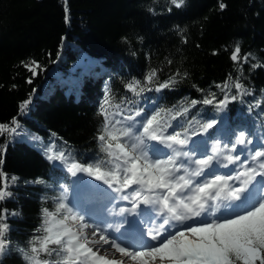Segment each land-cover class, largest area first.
<instances>
[{"label": "trees", "instance_id": "1", "mask_svg": "<svg viewBox=\"0 0 264 264\" xmlns=\"http://www.w3.org/2000/svg\"><path fill=\"white\" fill-rule=\"evenodd\" d=\"M237 45L240 57L250 54L247 62L231 59ZM83 54L97 65L79 64ZM31 61L39 65L35 75L24 66ZM102 67L108 73L101 75ZM151 69L157 83L177 72L179 82L133 97L125 83ZM237 79L250 94L222 111L197 104L172 123L215 119L207 140L235 142L240 131L256 143L264 140V0H185L180 8L171 0H0V123L14 117L19 123L17 133L0 135L2 170L17 177L8 189L12 196L0 202L18 213L6 221L12 247L35 234L42 207L51 211L53 197L67 196L74 180L57 163L94 164L104 157L94 137L108 89L115 102L127 97L150 113L187 107L212 93L217 100L236 95ZM26 99L31 104L21 114ZM196 130L193 121L189 134ZM51 147L65 153L66 163L47 159ZM37 178L45 183H33ZM0 264L24 262L12 251Z\"/></svg>", "mask_w": 264, "mask_h": 264}, {"label": "snow or ice", "instance_id": "2", "mask_svg": "<svg viewBox=\"0 0 264 264\" xmlns=\"http://www.w3.org/2000/svg\"><path fill=\"white\" fill-rule=\"evenodd\" d=\"M184 2L171 0L176 8ZM219 7L224 9L226 5L221 2ZM240 51L237 45L231 59L247 62L250 54L240 57ZM24 66L33 75L39 67L35 61ZM179 76L177 72L157 83V70L151 69L143 79L133 77L124 87L133 97H139L152 91L153 85L156 92L173 87ZM233 86L236 95L225 93L223 99L217 100L212 93L202 100H191L187 107H158L150 113L127 97L115 102L108 89L99 104L102 120L94 137L104 157L94 164L73 161L68 165L73 176L86 173L106 184L119 199L130 201L132 207L120 208V215L155 212L160 221L157 228L144 231L139 227L142 222L132 220L121 233V237L155 243H141L137 247L121 237L113 238L96 222L89 223L87 208L78 202L70 205L66 194H62L53 197V210L41 208V223L23 246L12 247L6 222L8 216L18 213L0 208V261L15 251L24 264H264V196L253 203L250 193L257 177L264 178V145L250 150L248 158L241 160L239 154H233L237 145L247 147L252 140L240 131L231 147L225 144L221 148L217 142L209 154L199 148L201 141H191V136L208 133L217 120L201 123L193 117L198 130L191 135L193 121L187 122L189 127L172 123L186 118L190 108L197 104L213 105L222 111L231 101L250 94L238 79ZM30 104V99L20 103V113H25ZM18 128L14 117L10 124L0 123V135L15 134ZM190 141L193 147L185 150ZM160 146L170 152H164ZM48 152V160L66 163L63 151L51 147ZM2 165L0 159V202L12 196L8 189L17 180L15 176L9 178ZM229 165L237 167L229 174L219 171ZM32 182L45 183L40 178ZM141 205L146 207L141 210Z\"/></svg>", "mask_w": 264, "mask_h": 264}, {"label": "rangeland", "instance_id": "3", "mask_svg": "<svg viewBox=\"0 0 264 264\" xmlns=\"http://www.w3.org/2000/svg\"><path fill=\"white\" fill-rule=\"evenodd\" d=\"M88 61H86V56L85 55H82V56H80L79 57V60H78V63H80V64H83V63H87ZM201 140V139H200ZM199 140V141H200ZM167 151L168 152H170V150L169 149H167ZM234 155H236V154H239V153H233ZM241 157H243V156H241ZM248 158V157H247ZM241 160H244V159H241ZM237 166H234V165H229V167H228V169H235ZM230 173V172H229ZM229 173H226V174H229ZM222 174H225V173H222ZM233 183H235L236 184V186H239V184H238V182H233ZM261 184H264V178H261V177H257V181L253 184V185H255V186H257V188H261ZM76 190H79V193H80V198H79V201H80V205L82 206V207H85V205H86V202L85 201H83V198H82V195H85L86 193H87V195H88V193L89 192H85L84 191V189L81 187V188H78V189H76ZM76 190H74V192L72 193V194H74V193H77L78 191H76ZM260 191L261 192H264V189H260ZM83 214V213H82ZM87 218V217H86ZM90 223V222H89ZM107 233V232H106ZM108 234V233H107Z\"/></svg>", "mask_w": 264, "mask_h": 264}, {"label": "bare ground", "instance_id": "4", "mask_svg": "<svg viewBox=\"0 0 264 264\" xmlns=\"http://www.w3.org/2000/svg\"><path fill=\"white\" fill-rule=\"evenodd\" d=\"M109 225L112 226L113 228H117V222L113 221L111 222L110 220L108 221Z\"/></svg>", "mask_w": 264, "mask_h": 264}]
</instances>
